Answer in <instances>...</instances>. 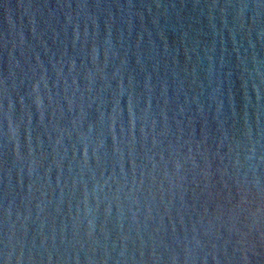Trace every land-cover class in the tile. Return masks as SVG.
Returning <instances> with one entry per match:
<instances>
[{"label": "water", "instance_id": "water-1", "mask_svg": "<svg viewBox=\"0 0 264 264\" xmlns=\"http://www.w3.org/2000/svg\"><path fill=\"white\" fill-rule=\"evenodd\" d=\"M0 264H264V0H0Z\"/></svg>", "mask_w": 264, "mask_h": 264}]
</instances>
